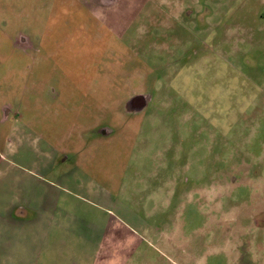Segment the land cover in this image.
<instances>
[{"label": "rangeland", "instance_id": "374dc122", "mask_svg": "<svg viewBox=\"0 0 264 264\" xmlns=\"http://www.w3.org/2000/svg\"><path fill=\"white\" fill-rule=\"evenodd\" d=\"M6 3L3 174L95 169L94 264H264V0Z\"/></svg>", "mask_w": 264, "mask_h": 264}, {"label": "crops", "instance_id": "0c3cea01", "mask_svg": "<svg viewBox=\"0 0 264 264\" xmlns=\"http://www.w3.org/2000/svg\"><path fill=\"white\" fill-rule=\"evenodd\" d=\"M15 44L23 49L33 47L32 39L23 34L17 35ZM48 148L54 154L49 150L43 154L45 166L40 172L48 168L46 173H50L58 162V150ZM81 166L56 171L61 182L48 181L47 186L35 185L32 174L22 177L0 170V264H94L111 224L104 220L98 226L92 216L112 199L97 186L92 175L95 169Z\"/></svg>", "mask_w": 264, "mask_h": 264}, {"label": "flooded vegetation", "instance_id": "af4514ba", "mask_svg": "<svg viewBox=\"0 0 264 264\" xmlns=\"http://www.w3.org/2000/svg\"><path fill=\"white\" fill-rule=\"evenodd\" d=\"M47 60L51 61V58L49 57ZM58 60H59V58H58Z\"/></svg>", "mask_w": 264, "mask_h": 264}]
</instances>
